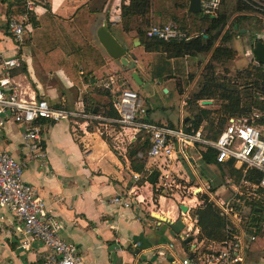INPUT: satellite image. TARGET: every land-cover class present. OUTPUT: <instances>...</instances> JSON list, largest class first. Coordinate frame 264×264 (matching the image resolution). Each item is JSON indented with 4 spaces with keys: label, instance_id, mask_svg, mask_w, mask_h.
Instances as JSON below:
<instances>
[{
    "label": "crops",
    "instance_id": "0c3cea01",
    "mask_svg": "<svg viewBox=\"0 0 264 264\" xmlns=\"http://www.w3.org/2000/svg\"><path fill=\"white\" fill-rule=\"evenodd\" d=\"M120 2L121 0H32L33 8L23 10L26 15L21 38L25 40L15 42L11 35L5 34L2 27L7 7L14 8V4L10 5L13 0H0V77L8 76L10 85L14 86L19 97L43 98L51 105L69 110L83 109L84 104L94 102L101 107L100 102L104 103L107 97L93 88H99L102 80L109 75L116 78L122 68V81L129 82L128 74L125 73L128 67L129 76L131 71H135L139 77L144 75L140 60L134 56L127 57L132 52V46L138 43L136 37L129 43L115 31L112 32L127 49V63L121 64V67L113 64V60H119L118 58L110 57L101 45L92 40V36H96V28L103 22L113 25L120 21ZM83 3L93 11L88 31L92 43L102 52L104 64L96 70L94 79L85 82V73L80 69L79 81L73 82L59 67L47 70L37 50H34V43L43 42L47 38L48 31L57 25L56 17L70 18ZM162 10L158 8L156 11ZM110 16L116 18L113 23L109 21ZM258 16L262 17L260 14ZM159 17L160 15L156 16ZM57 31L61 32L60 29ZM244 54L246 60L242 64L245 65L249 58L247 52ZM10 57L17 58L20 65H4L3 61ZM166 80L153 79L154 82ZM117 85L112 83L111 91ZM161 88L168 91L167 85H161ZM153 110L147 109L146 116L161 122L158 118L160 114L153 116ZM75 119L77 123L70 117L42 122L41 143L44 154L26 160L22 177L37 189L44 199L46 212L62 225L59 229L60 237L75 243L83 261L86 264H132L136 260L138 264H177V260L193 252L196 246H202L195 237H191L183 245L184 242L178 236L169 234L166 223L154 217L152 211H147L150 202L162 212L160 214L171 220L179 215L182 221L187 218L184 216V219L180 213L179 203L168 204V199L156 194L151 184L143 181V177L133 181L131 171L134 170L129 166L125 150L115 147L116 140L112 130L107 129L105 133L111 142L110 146L100 136L97 127L92 130L87 128L89 120L83 122L81 117ZM21 132L20 124L6 118L1 130V143L13 156L23 157V150L20 148ZM170 167L178 169L174 163ZM116 193L126 194L130 204L121 206L112 202L111 197ZM186 212L189 214L188 209ZM8 220L9 214L0 208V264H42L48 249L38 241H33L28 249L19 248L11 235ZM168 241L173 243L171 252L164 256L156 255V245ZM10 244L14 247H10ZM243 264H264V258L259 261L247 260L245 252Z\"/></svg>",
    "mask_w": 264,
    "mask_h": 264
},
{
    "label": "built area",
    "instance_id": "2783aa9c",
    "mask_svg": "<svg viewBox=\"0 0 264 264\" xmlns=\"http://www.w3.org/2000/svg\"><path fill=\"white\" fill-rule=\"evenodd\" d=\"M32 4V0H23L25 10L32 9ZM219 4L220 0H199L200 10L209 16L216 15ZM25 15L26 11H23L18 16H11L7 21V28L16 40L21 39L24 31ZM115 19V16L109 17L112 23ZM145 33L164 40L185 36L173 21L150 24ZM260 35V32H255V36ZM254 62L259 64L257 61ZM3 63L6 66H13L18 64V60L10 57ZM261 64L264 66V63ZM114 82L115 77L109 75L101 81V85L111 90ZM261 98L264 99V94ZM197 102L202 105L199 100ZM112 106L117 113L113 118L83 109L69 110L51 105L43 98L19 97L14 86L10 85L8 76L0 77V208L9 214L11 235L19 248L28 249L33 241H38L48 249L42 264L86 263L77 251L75 243L60 237L61 223L46 212L42 196L22 177L26 160L44 154L41 143L43 123L39 121L40 119L56 120L70 117L74 123H77L76 117H81L83 122L97 120V130L103 133H106L107 129L112 130L116 140L115 147H121L123 150L126 149V144L135 139H146L148 142L144 155L146 174L153 170L158 171L155 182L148 181V183L156 194L163 196L167 194L175 198L181 195L179 200L181 202H186L185 199L194 200L196 203L186 202L188 210L199 205L203 200H198L197 194L193 192L195 186L188 183L189 178L181 169V161H184L193 173L192 168L197 163L195 161L199 160L200 152L207 148L214 150L216 162L233 159V165L242 164L243 171L249 167L259 170L261 172L259 180L251 184L253 194L257 195L255 193L257 188L264 189V124L254 125L248 122L246 116H229L217 136L211 138L205 136L201 125L196 129H185L182 122L167 125L145 121L138 118L144 111L140 97L136 91L125 87L115 95ZM6 118H11L22 127L20 148L23 150V157L13 156L2 146L1 130ZM136 155L140 157L142 153L137 152ZM171 163H174L178 169L171 168ZM205 165L214 166L212 163ZM140 176L138 172L131 171L133 181H137ZM223 177L227 182L226 176ZM143 181L147 180L143 179ZM231 186L236 189L234 184ZM187 192L191 196H187ZM111 201L121 206L130 204L124 193L114 194ZM217 206L234 225V231L233 227L228 226V230L232 232L230 237L222 242H210L204 246V250L201 249L202 246H196L193 252L177 260V264H243L247 246L256 239V235L240 227L239 218L234 220L236 212L231 211L228 204H217ZM186 211L182 214L183 218L184 216L187 218L183 221V227L178 234L179 239L189 233L194 235L198 231L195 219ZM172 245L171 241L158 244L154 248V253L164 256L171 252ZM132 264H138L137 260Z\"/></svg>",
    "mask_w": 264,
    "mask_h": 264
},
{
    "label": "trees",
    "instance_id": "16d2710c",
    "mask_svg": "<svg viewBox=\"0 0 264 264\" xmlns=\"http://www.w3.org/2000/svg\"><path fill=\"white\" fill-rule=\"evenodd\" d=\"M174 2L184 12V15L191 16L188 22L191 27L188 26L186 28L184 37L177 39L169 38L164 40L149 36L140 27L139 22L149 24L151 0H121L118 13L121 23L120 34L124 41L129 43L132 42L134 37L137 38L138 43L132 46L131 53L140 60L143 70L151 79L160 81L182 74L184 76L182 85L188 84L194 77V73L184 70L187 61L198 53H209L206 61L200 67L194 82V89L185 96V104H188L191 113L185 115L187 116L186 119L184 118L185 116L183 117V127L185 129H196L201 125L205 136L214 138L229 116H246L248 122L254 125H263L264 99L261 96L264 94V66L261 63L256 64L252 56L243 67L236 69L231 75L228 74L227 69H224L222 73L215 71L214 64L217 61L224 63L233 56V49L228 45V42L239 34L238 28H241L243 26L242 22L248 18H254L259 26L256 29L249 30L250 43L252 44L259 39L264 44V0H234L230 10L224 8L222 0H220L215 16L206 15L201 10L197 12L189 11L187 9L188 0H175ZM12 4H14V8L8 9L7 7L6 19L3 25L5 34L11 36L12 34L7 28V21L15 13H20L24 10L23 0H13L10 5ZM155 14L156 16L165 15V17H169L174 21L178 18L184 20V15L178 17L172 9L163 8L161 12L156 11ZM258 14L262 17L258 16ZM230 15L232 16L229 20ZM92 17L93 11L85 3L80 4L70 18L56 17L57 25L48 31L47 38L43 42L34 43V50H37L36 52L47 70L59 67L68 79L73 82L79 81L80 69H83L85 73L83 77L85 82L95 78V72L104 64V58L99 47L92 43L88 31V24ZM134 18H139L140 20L139 22L137 21L138 23L133 28H130L129 23ZM106 25L111 32L114 31L107 23ZM185 25L183 23L179 27L184 28ZM59 29L61 32L57 31ZM130 29L134 31L131 32ZM255 32H260L261 35L255 36ZM14 40L15 42H20L25 40V38L20 40L14 38ZM123 48L127 51L125 46ZM192 60H194L195 65H199L198 60ZM18 64L20 65V61H18ZM122 80V76L119 77L117 75L115 83L123 84ZM93 89L105 94L107 100L104 103L102 102L101 107H98L99 103L97 104V102L84 104L83 110L92 111V108L96 105L98 107L96 112L102 116L108 118L116 117L117 113L112 106V101L119 89L115 91L107 88L100 90L95 86ZM182 90L183 88L178 89L180 92ZM204 98L211 99L212 104L217 105V107L210 108L207 104L200 105L197 103L198 100ZM212 112L219 115L215 121L212 117H209ZM146 113L147 111L144 110L138 118L145 121L163 123L149 119ZM206 119L208 124L203 125L202 122ZM39 121L43 122L45 119H40ZM90 124L98 128L97 120L88 121L87 128L92 130L93 128H91ZM165 124L174 125L171 122ZM100 136L111 146V142L105 133L100 132ZM147 147L148 142L146 139H135L127 144L125 152L130 168L138 172L143 179L153 183L156 180L158 171L153 170L146 174L144 155ZM137 152H141L142 156H137ZM199 161L204 163V165L205 163L214 164L220 175L226 172L235 183L240 184L241 188L242 186L251 187L252 193L253 187L251 184L257 183L261 176V172L255 168L249 167L243 171L242 164L239 166L233 165V159L216 162L214 150L211 148L200 152ZM209 189L212 190L213 188L209 187ZM256 191L264 199V189L257 188L255 193ZM235 195L238 198L242 197L240 194L237 195L235 193ZM252 196L254 197L255 195L253 194ZM202 197L203 201L191 209L189 215L195 219L198 231L194 236L195 239L202 243L201 249L204 250V246L208 243L222 242L227 237H230L232 232L228 230V226L233 227L232 230L234 231V225L212 200H209L205 194ZM253 197L244 199V202L249 205V215L244 222L238 224L243 229L256 235L261 230L264 205L262 201ZM186 243L182 244L185 245ZM10 247H14V245L10 244Z\"/></svg>",
    "mask_w": 264,
    "mask_h": 264
},
{
    "label": "rangeland",
    "instance_id": "374dc122",
    "mask_svg": "<svg viewBox=\"0 0 264 264\" xmlns=\"http://www.w3.org/2000/svg\"><path fill=\"white\" fill-rule=\"evenodd\" d=\"M175 0H151L150 3V10H149V24H143L142 22H139V18H134L130 21L129 26L130 28H133L138 22L140 24V27L143 28L145 31L148 28V26L152 23H158V22H166V21H173L178 28L186 35V28L191 27L189 25V20L191 18L190 15H184V12L180 10L176 4H174ZM234 0H222V6L226 8L227 10H230L231 6L233 5ZM221 6V7H222ZM158 8H166V9H172L177 16L184 15V20H181V18H178L177 20L170 19L169 17L161 16L159 18H156V10ZM116 11V9H115ZM233 15V14H232ZM229 16V20L231 19V16ZM6 19V15H5ZM160 19V21H158ZM138 21V22H137ZM5 20L2 22V27L4 25ZM185 23V27L181 28L179 27ZM188 23V24H187ZM162 24V23H161ZM243 27L239 32L238 35H235L231 40L228 42V45L233 49V56L227 60L224 63H221L219 61L215 62L214 69L215 71L222 73L224 72V69H227V72H229L231 75H233L234 71L238 67H243L244 62L246 60L244 54L245 52L248 53V58L250 59L252 57V52H251V44L249 40V29L253 30L254 28H258V23L254 20V18H248L246 21L242 22ZM111 28L115 31V33L118 36H122L120 34V29H121V23L115 22L113 25H109ZM225 28V26H224ZM1 29V26H0ZM131 32H133V29H130ZM13 36V35H12ZM92 40L95 44L100 45L98 42L96 36H92ZM102 47V46H101ZM104 50V49H103ZM105 52V51H104ZM106 53V52H105ZM107 54V53H106ZM209 53H198L194 57L190 58L187 61V65H185L184 70L185 71H192L194 73V77L188 84H183L184 83V76L182 74H177L174 75L170 78H167L166 82H154L153 79L149 77V75L144 71L141 70V72L144 75H140L141 83H136L130 76H129V71L130 68L125 69V73L128 74V81L123 84L122 83H116L118 84L117 86L114 87V89H121L122 87L132 89L136 91L137 95L141 99V104L143 107H145V110H152L153 116H156V114H160V117L158 115V118H160L163 123L171 122V123H179L182 122V119L185 115H189L191 113V109H189L188 104H185V96L189 94L190 91L194 89V82L195 79L197 78L198 72L200 71L201 65L206 61ZM245 55V56H244ZM127 57L129 55L127 54ZM196 59L199 61V65H195L194 60ZM113 64L117 65V67H121V63L119 60H113ZM131 64V63H130ZM131 68L133 66H130ZM139 70V68H138ZM122 72L124 70L118 72L117 75L122 76ZM131 86H129V84ZM161 85H167L168 86V91H163V88H161ZM97 88V86H95ZM98 89H104L105 87L99 84ZM132 87V88H131ZM179 88H183V90L180 92L178 91ZM106 89V88H105ZM182 94V95H181ZM201 100V99H200ZM199 100V101H200ZM212 102V100H211ZM102 102H100L101 104ZM198 103V102H197ZM201 103V102H200ZM202 104V103H201ZM204 105V104H202ZM208 107L210 108H215L217 105L214 104H207ZM194 108V107H193ZM194 111V109H193ZM217 113H210L209 117H212L213 120H217ZM203 125L208 124V120H204L202 122ZM91 125V124H90ZM91 128L95 129V126L91 125ZM102 130L105 131V129L101 126ZM127 146V144H126ZM197 162L196 164L193 165V173H191L190 169L187 167L186 163L184 161H181V169L187 173V177L189 178V184H192L195 186L193 192L196 193V197L198 200H203L202 195L205 194L209 200H212L216 205L217 204H228L231 208V211L236 212V217H234V220L239 218L238 223L244 222L248 218V213H249V205L244 202V199H248L249 197H253L252 189L251 187L248 186H240V184L235 183L231 176H229L226 172L222 175L218 173V170L215 166L210 165H204V163L200 162L199 160L195 161ZM225 171V170H224ZM226 176L227 182L224 181V177ZM231 184L235 185L236 189H233ZM200 187V189H198ZM209 187L213 188L212 190L209 189ZM235 193L237 195L240 194L242 196L241 198L236 197ZM257 195H255L253 198L258 199L262 201L264 205V199L260 193L256 191ZM187 196H191L190 193H186ZM156 197V195H155ZM182 196H177L176 198L165 194L166 202L168 204L174 205L177 203H183L186 204L188 203H196L194 200H187L185 199L186 202H181L179 201ZM172 199V200H171ZM149 207L147 211H152V212H159L157 207L155 205L148 203ZM195 207V206H194ZM194 207H191L189 209V213L191 212V209ZM158 210V211H157ZM183 214V211L182 213ZM164 215V214H163ZM179 215V214H178ZM168 217V216H167ZM180 217V215L178 216ZM261 230L256 234V239L249 243L247 246V251H246V259L247 260H261L264 258V212L262 213V220H261ZM189 235H192L191 237H195L193 234L189 233ZM198 241V239H196ZM186 249V248H185Z\"/></svg>",
    "mask_w": 264,
    "mask_h": 264
},
{
    "label": "water",
    "instance_id": "95a60500",
    "mask_svg": "<svg viewBox=\"0 0 264 264\" xmlns=\"http://www.w3.org/2000/svg\"><path fill=\"white\" fill-rule=\"evenodd\" d=\"M187 9L191 12H197L200 10L199 7V0H188V6ZM235 27V25H233ZM239 31L245 30L238 28ZM95 35L104 49V51L112 58H118L120 63L122 65H125L127 63V57L125 55V50L122 46V44L116 39V37L113 35L111 30L108 28L105 22H103L101 25H99L95 30ZM251 44V43H250ZM251 52L254 61H257L259 63H264V44L261 40L257 39L251 44ZM130 57H133L132 53H129ZM130 77L136 82L141 83L140 77L137 75L135 71L130 72ZM163 91H165V88H163ZM200 102L202 104H210L211 99L204 98L201 99ZM97 106L94 105L92 108V112H96ZM185 119L187 116L184 117ZM178 207L180 210L185 212L187 210V206L183 203H179ZM151 214L158 218L160 221L166 223L168 225V232L171 236L175 237L178 236L180 230L183 227V221L181 217H178L174 220H171L170 218L166 217L163 214L157 213V212H151ZM191 239V235H185L181 241L182 242H188Z\"/></svg>",
    "mask_w": 264,
    "mask_h": 264
}]
</instances>
